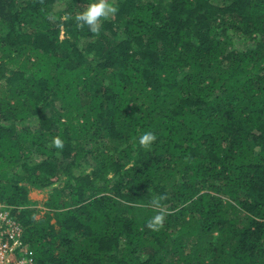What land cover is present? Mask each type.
<instances>
[{
    "label": "trees",
    "instance_id": "trees-1",
    "mask_svg": "<svg viewBox=\"0 0 264 264\" xmlns=\"http://www.w3.org/2000/svg\"><path fill=\"white\" fill-rule=\"evenodd\" d=\"M93 2L0 0V203L35 263L264 264V0H112L98 36Z\"/></svg>",
    "mask_w": 264,
    "mask_h": 264
},
{
    "label": "clouds",
    "instance_id": "clouds-1",
    "mask_svg": "<svg viewBox=\"0 0 264 264\" xmlns=\"http://www.w3.org/2000/svg\"><path fill=\"white\" fill-rule=\"evenodd\" d=\"M41 2H43V0H41ZM117 12L118 8L115 6L112 0H95V2L90 3L84 11L75 15L74 19L76 22V27L78 29H83L85 26H87L91 33L98 36L101 32L103 22L109 20ZM50 18L55 19L54 16H50ZM69 18L71 17H63L65 20ZM155 140V135L151 132H147L140 136L139 144L145 150H149ZM52 146L62 150L64 147V142L59 136H57L53 138ZM166 199V195H160L154 196L150 201V207L156 213L149 219L147 223V227L152 231H160L164 227L166 216L170 214L167 208L162 204V201Z\"/></svg>",
    "mask_w": 264,
    "mask_h": 264
},
{
    "label": "built area",
    "instance_id": "built-area-1",
    "mask_svg": "<svg viewBox=\"0 0 264 264\" xmlns=\"http://www.w3.org/2000/svg\"><path fill=\"white\" fill-rule=\"evenodd\" d=\"M27 250L22 223L0 203V264H36Z\"/></svg>",
    "mask_w": 264,
    "mask_h": 264
},
{
    "label": "rangeland",
    "instance_id": "rangeland-1",
    "mask_svg": "<svg viewBox=\"0 0 264 264\" xmlns=\"http://www.w3.org/2000/svg\"><path fill=\"white\" fill-rule=\"evenodd\" d=\"M29 197L32 202L38 206L39 214L44 213L46 210L45 200L48 197V192L46 190L31 188L29 191Z\"/></svg>",
    "mask_w": 264,
    "mask_h": 264
}]
</instances>
